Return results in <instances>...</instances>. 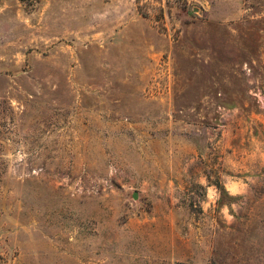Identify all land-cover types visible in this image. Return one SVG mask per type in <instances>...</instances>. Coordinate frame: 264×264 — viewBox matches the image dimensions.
<instances>
[{"label":"rangeland","instance_id":"rangeland-1","mask_svg":"<svg viewBox=\"0 0 264 264\" xmlns=\"http://www.w3.org/2000/svg\"><path fill=\"white\" fill-rule=\"evenodd\" d=\"M264 264V0H0V264Z\"/></svg>","mask_w":264,"mask_h":264},{"label":"trees","instance_id":"trees-1","mask_svg":"<svg viewBox=\"0 0 264 264\" xmlns=\"http://www.w3.org/2000/svg\"><path fill=\"white\" fill-rule=\"evenodd\" d=\"M185 264H191V263H185Z\"/></svg>","mask_w":264,"mask_h":264}]
</instances>
